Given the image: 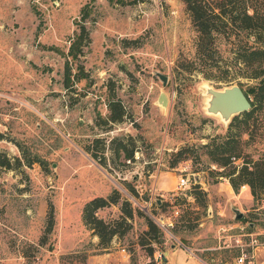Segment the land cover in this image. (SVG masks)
Here are the masks:
<instances>
[{"label":"rangeland","instance_id":"obj_1","mask_svg":"<svg viewBox=\"0 0 264 264\" xmlns=\"http://www.w3.org/2000/svg\"><path fill=\"white\" fill-rule=\"evenodd\" d=\"M81 26L89 39L73 57ZM196 38L183 0H0V159L11 166L0 165V264H162L171 246L206 264L264 261V192L232 189L226 175L243 159L222 166L208 153L238 145L237 130L206 111V86L247 91L257 79L227 38L207 60ZM239 147L264 156V137ZM100 196L117 197L96 210L117 231L106 248L82 219ZM69 254L79 258L61 261Z\"/></svg>","mask_w":264,"mask_h":264},{"label":"trees","instance_id":"obj_2","mask_svg":"<svg viewBox=\"0 0 264 264\" xmlns=\"http://www.w3.org/2000/svg\"><path fill=\"white\" fill-rule=\"evenodd\" d=\"M183 2L185 10L197 31V56L204 60L213 59L212 55L216 51L218 38L225 37L233 46L230 48L232 60L248 69L249 72L246 73V77L257 79L247 88V91H244L250 98L251 108L233 116L228 123V129L237 130L235 136L238 137V145L234 146L232 141L227 139L213 144L208 153L213 162L222 166L231 163L232 157L243 159L240 167L232 168L234 171L226 176L235 192L241 185H247L252 195L256 197L258 193L264 192V156L254 158L250 152H243V148L241 149L239 144L247 146L249 141L258 134L264 137V0H183ZM80 30L81 33L75 32V41L70 45L69 53L73 57L77 55L76 48L83 36L85 39H89L84 26H81ZM233 35L234 37L231 38ZM232 64H225L226 70L236 65ZM185 71L189 73L192 70ZM108 106L113 113L109 119L120 122L124 115L121 103L110 101ZM242 133H246L248 138L242 139ZM119 147L125 152L126 158L129 159L133 156L132 150L126 152L125 146ZM85 150L91 152L88 146ZM183 151L184 149H180L177 154L180 155ZM91 155L94 158L97 157L96 153L91 152ZM25 159L27 165H31L33 161H40ZM20 163L21 160L18 158L17 165ZM0 165L5 168L11 167L7 157L0 159ZM235 169H237V174H235ZM115 202H117V197H95L86 202L82 210L84 223L98 236L99 245L103 248L108 246L117 231L112 228V224L98 218L96 210ZM126 217H132L131 210L126 211ZM146 221L148 232H151L157 240L162 237L163 233L160 228L151 219L147 218ZM150 251L153 253L152 250ZM68 257L79 258L77 254H69L61 256V261ZM80 258V262L84 263L85 256L81 255Z\"/></svg>","mask_w":264,"mask_h":264},{"label":"water","instance_id":"obj_3","mask_svg":"<svg viewBox=\"0 0 264 264\" xmlns=\"http://www.w3.org/2000/svg\"><path fill=\"white\" fill-rule=\"evenodd\" d=\"M157 76L162 80L163 84L166 82V76L158 73ZM206 111L210 114L219 115L225 122L237 114L248 111L251 108L250 98L245 94L244 90L238 84L216 89L206 86ZM157 102L162 106H166L167 97L164 92H160ZM235 218L240 219L242 212L235 209ZM162 264H165L164 253L160 254Z\"/></svg>","mask_w":264,"mask_h":264},{"label":"crops","instance_id":"obj_4","mask_svg":"<svg viewBox=\"0 0 264 264\" xmlns=\"http://www.w3.org/2000/svg\"><path fill=\"white\" fill-rule=\"evenodd\" d=\"M165 264H206L196 256H190L185 251L180 248H172L170 253H165ZM264 264V261H259L257 253L254 255V260L252 264Z\"/></svg>","mask_w":264,"mask_h":264},{"label":"built area","instance_id":"obj_5","mask_svg":"<svg viewBox=\"0 0 264 264\" xmlns=\"http://www.w3.org/2000/svg\"><path fill=\"white\" fill-rule=\"evenodd\" d=\"M182 184H185V179H183V178H181V180H180V185H182ZM159 257H160V255H159ZM242 260H243V256L239 257V261H242Z\"/></svg>","mask_w":264,"mask_h":264}]
</instances>
